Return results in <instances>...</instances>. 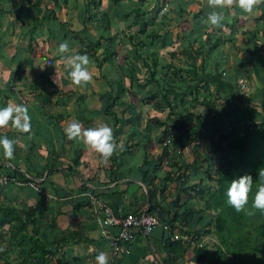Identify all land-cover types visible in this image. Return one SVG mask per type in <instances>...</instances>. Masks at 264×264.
I'll use <instances>...</instances> for the list:
<instances>
[{"label":"crops","instance_id":"0c3cea01","mask_svg":"<svg viewBox=\"0 0 264 264\" xmlns=\"http://www.w3.org/2000/svg\"><path fill=\"white\" fill-rule=\"evenodd\" d=\"M33 1L17 0V5L14 6L11 0H6L0 11V106L9 102L26 104L32 124L30 132L25 133L14 127L11 121L8 125L0 126V136L9 131L15 140L14 155L10 159L0 147V168L3 169L4 165L8 164L17 169L19 180L6 182L0 188V199L9 202L10 206L17 210L32 207L38 209L37 225H40V238L45 242L56 238L59 244L56 253L51 258L45 256L47 258L42 264H97L95 258L100 251L109 256V264H195L190 250L182 258L170 261L166 238L170 234L171 239L183 236L179 225L171 230L167 223L170 231L164 230L160 225L153 227L148 235L135 230L131 242L123 244L118 253L112 252L109 236L115 232V228H107V235L101 233L102 228L87 204L86 192H94L121 214L148 204L146 186L137 170L145 155L141 148L142 142H139L142 135L147 133L144 129L145 119L140 121L139 126L131 123L136 127L125 124L119 137H115L116 150L107 159L83 140L68 138L64 129L75 119L81 120L84 128L108 123L113 130L116 129L117 123L113 115L105 112L100 99L103 91L108 89L106 81L100 76H103L101 72H104L107 78L114 80L117 76H122V72L117 67V57L102 63L101 69L89 57L88 68L93 73V79L82 85L73 83L68 74L69 70L65 67L64 57L83 52L78 44L73 45L69 39L64 38L70 45L66 52L60 53L58 45L64 40L60 39L62 34L82 28L77 15L85 0H67L66 3L64 0H58L59 7L54 9L62 24L53 26L45 22L33 26V16L36 12L29 7ZM50 1L40 0L39 7L42 12L38 14L39 17L44 13V6ZM134 1L139 3L143 0H129L130 3H126L127 11L139 12L136 6L131 9L130 4ZM166 1L161 5L160 14L168 13L166 18L170 19L169 22V19L167 20L169 26H163L166 31L162 30V36L157 40H161L163 34L168 32L170 41L165 47L176 49L182 60L181 64L167 63L162 66H171L172 71L182 68V77H192L191 59L194 58L195 51L204 50V55H199L194 65H201L203 60L205 62L207 59L211 74H203L206 69L203 68L204 71L201 72L199 65L195 68L200 78L219 82L216 89L213 84L210 88L212 96L219 97L222 103L221 106L219 104V109L223 113H229L232 119L253 121L264 118V0H256L251 11L241 7L239 0H233L231 5L223 9L212 4L211 0ZM214 9L225 13L221 25H214L208 20V14ZM18 14L25 17L27 25H22V20L17 18ZM50 28L54 31L52 38L49 35ZM29 29L33 30L32 40L28 34ZM92 32L95 33V30L92 29ZM207 34L218 42L216 50L210 56L206 53L209 48L205 42ZM153 44L157 47L158 41ZM183 46L189 49V57L179 53ZM142 50L144 51H141V54L147 55V51ZM97 53L102 55L103 52L99 50ZM157 59L155 63L158 65L160 61ZM137 65L142 71L137 73L139 78V75L146 71L141 60H138ZM129 67L128 64L127 70ZM124 80L126 83L129 81L126 77ZM148 87L149 85L145 89ZM236 91L240 95L239 99L236 97ZM124 108L116 106L114 112L120 115ZM200 108L201 112H206ZM136 110L145 115L150 109L149 106L141 104L136 105ZM125 115L128 116V112H125ZM215 132L217 131L213 130V133ZM133 143L136 145L131 152L121 153L125 144ZM152 143L158 146L155 137L148 144V159L161 151L156 147V151L150 152L155 145ZM199 143L204 152L208 150L207 146H204L203 137ZM184 151V159L190 161L193 154L187 151L192 152V148ZM135 155L139 158H134ZM168 164L165 161L162 172L166 171ZM175 172L174 175L177 174ZM185 173L188 174L189 170ZM199 178H202L204 183V175ZM199 178L192 181L196 183ZM82 185L85 188H82ZM175 187L174 181L169 182L167 201L173 198ZM197 202L201 200L197 198L189 203L194 205ZM183 223L182 220L181 224ZM33 226L29 224V230H32ZM44 235L47 237L44 238ZM193 246L195 243L191 244L190 248ZM10 254L11 261L15 264L22 258L17 248ZM31 261L28 259L24 264H31Z\"/></svg>","mask_w":264,"mask_h":264},{"label":"trees","instance_id":"16d2710c","mask_svg":"<svg viewBox=\"0 0 264 264\" xmlns=\"http://www.w3.org/2000/svg\"><path fill=\"white\" fill-rule=\"evenodd\" d=\"M5 1L0 0V11ZM107 1L104 4L101 0H85L77 15L82 29L70 30L62 34L60 39H69L73 45L78 44L80 51L86 52L100 69L102 63L117 57V67L122 76L111 80L101 72L103 76L100 77L106 81L108 89L103 91L100 99L105 112L112 114L117 123L114 130L116 138L123 131L125 124L136 127L145 119L144 129L147 133L139 140L145 155L137 170L146 186L148 211L156 212L161 222L167 223L171 230L179 225L182 236L186 237L166 238L170 261L182 258L190 250L195 264H264V210L255 208L252 203L259 184L264 183V178H258L259 171L264 170V118L253 121L232 119L207 98L203 97L199 101L200 88L209 90V85L213 84L216 89L219 83L208 78L202 79L197 73L195 67L198 65L201 72L206 69L203 74L212 73L207 66V59L205 62L203 60L201 65H194L197 57L204 55V50L195 51V56L191 59L192 77H182V68L168 73L164 71L163 66L160 67L162 75L159 77V68L155 63L157 61L151 59L153 64L149 63L146 60L147 55H142L141 51L146 50L153 40L162 36L163 26H169L166 20L168 13L163 12L164 16L160 14L161 5L166 3V0L153 1L152 7L147 9L143 8V1L137 2L139 12L127 11L128 6L122 4L121 0ZM11 3L16 6L17 0H11ZM39 6L40 0H34L32 5H29L36 12L33 16V26L43 22L50 26L61 23L54 9L59 7L58 0H51L46 4L40 17L38 14L42 12V8ZM21 15L18 14L17 18L22 20L23 26L27 25L25 17ZM121 16L125 18V24L116 20ZM92 29L96 32L93 33ZM28 34L30 40L34 39L32 29L28 30ZM49 35L51 38L54 35L52 28L49 29ZM165 35H168V32L163 34L162 41ZM205 42L209 47L206 53L210 56L216 50L218 42L209 34L206 35ZM128 45L130 47H125ZM99 50L103 52L102 55L97 53ZM179 53L189 57V49L186 46H183ZM172 55H175L174 52ZM138 60L144 63L147 73L144 83L137 75L142 72L137 65ZM125 77L129 80L127 83ZM147 85L149 87L145 89ZM125 93L129 94V100L122 98ZM235 93L239 99L238 91ZM150 101L154 113L148 110L143 115L136 110V105H147ZM116 106L125 107L120 115L114 112ZM202 106L209 117L220 119L215 125L217 137L211 140L212 147L205 152L201 144L192 147L190 145L192 141H199L210 131L207 127L201 128L203 121L208 120L205 119L207 114L203 115L199 108ZM262 107L264 108V89ZM190 109H194V114L189 112ZM125 112H128V116ZM4 135L14 138L9 131L1 136ZM153 137L156 138L161 151L148 159V144ZM135 145L125 144L121 153L131 152ZM185 148H192L193 156L190 161H186L182 155ZM165 161L169 162L166 166L168 168L162 172ZM4 166L3 169L0 168V173L7 176V183H12V179L18 180L17 169L8 164ZM186 169L189 170L188 174L185 173ZM174 172L177 174L174 175ZM248 172L254 177L253 187L248 203L244 209L238 211L227 202V189L231 179ZM202 175L206 179L204 183L203 179L199 178ZM197 178L199 180L194 183L192 180ZM173 181L176 183L175 192L173 198L167 201L168 185ZM4 185L5 183L0 184V188ZM197 198L201 202L190 205L189 202L196 201ZM37 215L36 207L17 210L11 207L9 202L0 199V264H15L9 256L16 248L19 256H22L16 264H24L28 259L32 260L31 264H42L47 258L45 256L51 258L56 253L59 246L56 238L49 242L40 238ZM29 224L34 225L32 230H29ZM46 237L47 235H44V238ZM192 242L195 246L190 248Z\"/></svg>","mask_w":264,"mask_h":264},{"label":"clouds","instance_id":"9594fccd","mask_svg":"<svg viewBox=\"0 0 264 264\" xmlns=\"http://www.w3.org/2000/svg\"><path fill=\"white\" fill-rule=\"evenodd\" d=\"M232 2L233 0H211V3L218 5L220 9L231 5ZM239 4L251 11L256 4V0H239ZM224 18L225 13L215 9L208 14V20L214 25H221ZM69 47V42L63 40L58 45V51L64 53ZM64 59L65 67L69 70L68 74L73 83L82 85L93 79V73L88 68L90 58L86 52H76L71 56L64 57ZM10 121L14 127L21 131L30 132L32 124L28 106L13 102L0 106V126L8 125ZM64 131L69 139L83 140L86 145L91 146L105 159L110 157L117 148L114 130L108 123L84 128L83 122L75 119L65 127ZM0 147H2L4 155L11 158L15 151V140L7 135L0 136ZM258 178H264V170L259 171ZM253 183L254 177L250 172L237 175L231 179L227 189V202L238 211L244 209L248 203ZM252 203L255 208L264 210V183L259 184ZM95 259L97 264H109V256L104 251H100Z\"/></svg>","mask_w":264,"mask_h":264},{"label":"built area","instance_id":"2783aa9c","mask_svg":"<svg viewBox=\"0 0 264 264\" xmlns=\"http://www.w3.org/2000/svg\"><path fill=\"white\" fill-rule=\"evenodd\" d=\"M8 180L7 176L0 173V184L6 183ZM12 180L14 181V179ZM86 196L91 212L102 228L101 233L107 235V228H115V232L109 236L111 250L114 254L118 253L123 244L133 240L135 230H139L143 235H148L153 227L160 225L164 230L170 231L168 225L161 222L156 212L148 211V204L137 210L121 214L110 203L95 193L88 191ZM183 239H186V237H183Z\"/></svg>","mask_w":264,"mask_h":264},{"label":"rangeland","instance_id":"374dc122","mask_svg":"<svg viewBox=\"0 0 264 264\" xmlns=\"http://www.w3.org/2000/svg\"><path fill=\"white\" fill-rule=\"evenodd\" d=\"M102 2H106V0H101ZM153 1L154 0H143V8H148V7H152L153 5ZM122 4H125L126 6H128L126 3H130L129 0H121ZM137 1H134L133 3H131L130 5L131 6V9L135 8V6H137ZM136 4V5H134ZM129 5V6H130ZM123 7V6H122ZM120 8V7H119ZM167 9V7H166ZM125 18H123L122 16L119 17V18H116L117 21H120V22H123L125 24L126 20H124ZM169 19V18H168ZM166 18V20H168ZM170 21V19L168 20V22ZM27 24V23H26ZM121 27L123 28V24H121ZM82 29V28H81ZM166 31L165 29L163 30V32ZM181 31V29H180ZM96 32V31H95ZM158 41V45L156 47V45L154 46V42ZM170 41V36L167 35L166 36V40L164 39L163 41L161 40H153V43L150 44V47L148 48V51H147V61L151 64H153V61L150 62V60L152 59H157L158 61H160L158 63V68L160 69V67H162V64H167V63H171L173 65H177V64H181V60H182V56L181 55H177L178 51H176V49L174 48H171V47H165L168 42ZM154 46V47H153ZM161 46H164L165 48H162L161 50L157 49L158 47H161ZM173 49V50H172ZM144 51V50H142ZM172 52H175V54L177 56H172ZM164 62V63H163ZM159 64L161 66H159ZM164 68V71H167L168 73L172 71V67L171 66H167V65H164L163 66ZM215 69V68H214ZM143 71H144V68H143ZM158 75H162V72H158ZM147 76V73H143L141 75H139V80L143 83L144 80H141V79H144L146 78ZM113 85L115 84V82H112ZM210 88H211V84L209 85V91L206 92L205 89L203 88H200L199 90V101H201L203 99V97L207 98V100H210L213 104H216L217 105V108H220L219 107V104L221 106V101H219V97L216 98L215 96H212L211 92H210ZM135 89V88H134ZM136 92H138L137 89H135ZM209 93V94H207ZM211 94V95H210ZM123 99L125 100H129V95L128 93H125L122 95ZM220 102V103H219ZM152 102L150 101V103H147V106H149V109L154 113V109L153 107L151 106ZM141 105V104H139ZM146 106V105H145ZM181 108V106H180ZM200 108V107H199ZM202 109L205 110V108L202 106ZM194 110V109H193ZM192 109L189 110V112H192L191 114H194V111ZM199 110V109H198ZM203 115H206L207 113L206 112H202ZM227 115L230 117V114L227 113ZM208 119V120H205L203 121V123L201 124L202 127H207L210 129V131H207L206 132V135L203 136V139H204V146H207V149L211 148L212 147V144H211V141H210V138L211 140L216 138L217 137V132L213 133V130L215 131V125H217L220 121V119H213V117H209V114H207L205 116V119ZM184 119H185V116H184ZM213 133V134H212ZM211 134H212V137H211ZM155 144V143H152V145ZM196 144H200L199 141H192V144H191V147L196 145ZM156 147L157 148H160L161 150V147L160 146H157L156 144L149 150L150 152H153V151H156ZM160 152V151H159ZM185 152V151H184ZM189 152V154H193V152L191 151H187ZM134 158L138 159L139 156L138 155H135ZM168 162V161H167ZM132 163V162H130ZM169 163V162H168ZM187 170V169H186ZM206 180V179H205ZM14 255V254H13ZM11 259V255L9 256Z\"/></svg>","mask_w":264,"mask_h":264}]
</instances>
